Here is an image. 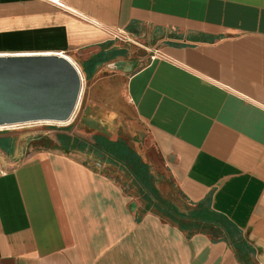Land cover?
Segmentation results:
<instances>
[{"label":"crops","instance_id":"obj_1","mask_svg":"<svg viewBox=\"0 0 264 264\" xmlns=\"http://www.w3.org/2000/svg\"><path fill=\"white\" fill-rule=\"evenodd\" d=\"M63 2L0 0V55L68 59L90 100L81 141L230 225L137 215L72 133L46 135L48 149L0 158V264H264V0Z\"/></svg>","mask_w":264,"mask_h":264},{"label":"rangeland","instance_id":"obj_2","mask_svg":"<svg viewBox=\"0 0 264 264\" xmlns=\"http://www.w3.org/2000/svg\"><path fill=\"white\" fill-rule=\"evenodd\" d=\"M79 71L81 75V88L77 103L69 119L63 122L40 120L0 126V158L6 161L10 160L12 156L22 158L34 152L39 146L48 149L46 147H49V145L37 142L44 139L43 137L46 135L50 136L56 134L57 136L54 140H57L59 143L60 135L69 137V135H67V132H69L73 134V136L70 135V137L76 139L74 145H72L76 150L73 153L81 157L86 165L90 166L92 169L104 170L103 172L106 176L116 179L122 186L124 192L129 196L128 204L131 209L137 212V215H140L141 211L146 207L149 211H157V208L153 205L155 202H151L150 199L145 197L146 192L154 194L155 197H159L164 204H171V206L176 209L187 212L190 206L183 197L178 194L175 188L170 185L168 180L164 182L155 181L154 186H152L153 184L150 179L146 177V179L139 180L138 177L133 174L129 165L123 164V162L120 163V158L115 156L113 148L98 147L96 144L92 143L93 141L89 142L85 139L81 141L82 137L85 136L89 138L90 135L84 133L80 129L82 116L86 113V111H83V106L85 107L87 105L83 104V102L87 103L90 100L86 101L87 88L85 79L80 69ZM98 105V100H96L95 106L98 107ZM109 105L110 108L113 109L112 105ZM75 125L78 127L75 128ZM107 134L110 137L116 138L126 136L127 140L131 138L130 132H117L112 128L108 130ZM98 136L97 133L91 136L96 143ZM60 147L68 148L65 147V145ZM103 164L105 165V169L102 166ZM147 184H150L151 188L148 187ZM218 236L223 235L218 233Z\"/></svg>","mask_w":264,"mask_h":264},{"label":"water","instance_id":"obj_3","mask_svg":"<svg viewBox=\"0 0 264 264\" xmlns=\"http://www.w3.org/2000/svg\"><path fill=\"white\" fill-rule=\"evenodd\" d=\"M80 88L79 69L63 56L0 55V126L66 121Z\"/></svg>","mask_w":264,"mask_h":264},{"label":"trees","instance_id":"obj_4","mask_svg":"<svg viewBox=\"0 0 264 264\" xmlns=\"http://www.w3.org/2000/svg\"><path fill=\"white\" fill-rule=\"evenodd\" d=\"M147 198L154 200L155 206L166 217L176 221L180 228L185 230H208L214 234H218L221 228H228L230 223L218 213L210 211L209 208L202 203L199 205V209L191 210L188 212H180L170 204L163 205V202L156 198L152 199L147 195Z\"/></svg>","mask_w":264,"mask_h":264},{"label":"built area","instance_id":"obj_5","mask_svg":"<svg viewBox=\"0 0 264 264\" xmlns=\"http://www.w3.org/2000/svg\"><path fill=\"white\" fill-rule=\"evenodd\" d=\"M45 1L55 5L57 7L65 8V4H64L63 0H45Z\"/></svg>","mask_w":264,"mask_h":264}]
</instances>
